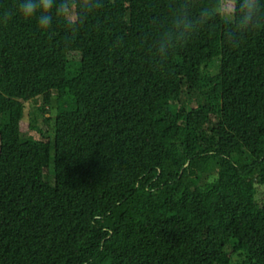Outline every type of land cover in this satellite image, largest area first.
I'll list each match as a JSON object with an SVG mask.
<instances>
[{"label":"trees","instance_id":"1","mask_svg":"<svg viewBox=\"0 0 264 264\" xmlns=\"http://www.w3.org/2000/svg\"><path fill=\"white\" fill-rule=\"evenodd\" d=\"M19 2L0 0V264H264V23L233 46L215 0H100L41 31L5 21ZM51 96L53 139L23 137Z\"/></svg>","mask_w":264,"mask_h":264},{"label":"clouds","instance_id":"2","mask_svg":"<svg viewBox=\"0 0 264 264\" xmlns=\"http://www.w3.org/2000/svg\"><path fill=\"white\" fill-rule=\"evenodd\" d=\"M227 2L226 11L221 13L220 0H215L216 7L212 16L216 18L222 15L226 23L233 25L231 31L224 34L225 40L233 46H238L245 33L264 23V6L261 0H227ZM101 6L100 0H20L15 12H8L4 19L5 21L10 19L13 14L31 18L39 13L37 27L41 31H47L53 24L55 15L57 18H63L69 28L75 29L84 22L88 14ZM176 27L190 31L192 24L187 19H178ZM166 56L167 53L161 59Z\"/></svg>","mask_w":264,"mask_h":264},{"label":"rangeland","instance_id":"3","mask_svg":"<svg viewBox=\"0 0 264 264\" xmlns=\"http://www.w3.org/2000/svg\"><path fill=\"white\" fill-rule=\"evenodd\" d=\"M74 7V6H73ZM228 7V2L227 0H222L219 11L223 13L226 11ZM69 56H74L79 58V54L71 52L69 53ZM219 63V57H216L213 59L211 62V65L208 69L209 73L211 75H214L218 71V64ZM199 99V93L194 91L191 92L189 95L183 94L182 95V107L185 110H189L192 107H195L197 104V101ZM42 104V99L39 98L36 102L33 101H28L25 103V113H24V120L25 122L23 123L22 126V135L23 137H30L34 139H43L45 141H51L53 139V115H54V107L56 105L55 97L51 96L50 97V105H48L47 110L49 112L45 113V116H49L48 120L46 122L43 121L42 116L40 114V111L37 109L40 105ZM35 118L36 120V125L41 129V133L38 130H33L28 127L29 122ZM44 178L47 180H50L49 176V170L44 169ZM211 178L208 176L203 175L200 179V183H205L209 181ZM213 179V178H212ZM255 197L258 201H263L264 200V188L262 186L256 185V194ZM231 264H250L249 262L245 261L243 257L238 256L236 254L231 255Z\"/></svg>","mask_w":264,"mask_h":264}]
</instances>
